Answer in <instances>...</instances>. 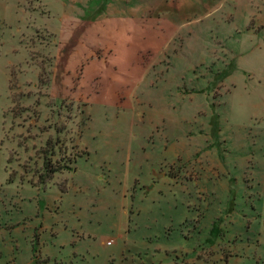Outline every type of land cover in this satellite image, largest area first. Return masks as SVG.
Returning a JSON list of instances; mask_svg holds the SVG:
<instances>
[{
	"label": "rangeland",
	"instance_id": "1",
	"mask_svg": "<svg viewBox=\"0 0 264 264\" xmlns=\"http://www.w3.org/2000/svg\"><path fill=\"white\" fill-rule=\"evenodd\" d=\"M54 1L0 0V264L39 197L40 264H264V0H88L70 83Z\"/></svg>",
	"mask_w": 264,
	"mask_h": 264
},
{
	"label": "crops",
	"instance_id": "2",
	"mask_svg": "<svg viewBox=\"0 0 264 264\" xmlns=\"http://www.w3.org/2000/svg\"><path fill=\"white\" fill-rule=\"evenodd\" d=\"M86 1L88 0H55L53 2L56 4L55 7L57 10L55 11L58 17V18L56 17L57 18L56 23L58 22L59 16L62 18H66V22L69 20L68 37L65 40V42L62 44L63 46H61V48L57 47L55 50V54L53 53L54 61H55L54 75L56 77L61 76L60 81L62 82H63V77L65 75L68 76V78L66 79L67 81L66 83L71 82L72 78L70 77H73L72 76L73 73L76 71L78 67L82 65V62L86 57ZM130 1L134 3V0H130ZM139 3L141 6L139 5ZM132 5L133 6L136 5L137 19L140 17L139 13H141L142 15L141 17L144 16L145 12H147V14H153V15L155 14V11L153 10L154 0H135V3ZM139 7L142 8L143 12H138ZM56 35L58 36V33ZM140 112H142L141 109ZM44 145L41 144V146ZM39 147L40 146L36 147L34 143L35 150L32 153L33 156L30 155L28 156L29 161H31V158H33L36 155L37 149ZM148 173H149L148 182H151V185L148 186L150 190L155 189V184H158L161 181H166L167 179L171 178L164 171L160 172L153 168H150ZM25 174H27L26 171ZM50 182L53 183L54 185H57V182L54 181H43V182L33 181L32 184L36 186V189L38 190V194L40 195L41 194L40 190H42V187L44 189ZM58 186L61 189V192H64L66 190V188L63 189L59 184ZM145 190L146 189H144V191ZM157 191L160 192L162 195L161 201L162 203H164L163 204L164 207L165 206L169 207L171 201V194H172L170 193L171 191L170 188H167V193H164L163 189L161 190L157 189ZM45 195H46V191L42 192V196ZM47 206H45L46 211H43L42 197H39V200H36L35 202L30 204H25V203L22 204V202H20L18 203V208L15 205H11V204L9 205L8 207L9 212L6 215L9 222L14 220L24 222L27 219L34 220L35 222L34 231L31 234L32 239L30 240V244L25 246V251H23L20 248L17 249V251L12 250L11 253L9 254L10 259L12 260L11 264H40L41 262L47 261L42 256V253L40 251L41 237H42L41 232L45 229L44 224L47 219L46 217L50 215V212L47 210ZM33 216H35V219ZM63 228L64 230H66V227ZM37 246L39 247V249H37Z\"/></svg>",
	"mask_w": 264,
	"mask_h": 264
},
{
	"label": "trees",
	"instance_id": "3",
	"mask_svg": "<svg viewBox=\"0 0 264 264\" xmlns=\"http://www.w3.org/2000/svg\"><path fill=\"white\" fill-rule=\"evenodd\" d=\"M45 163H46V162H45ZM40 181H41V182H43V181H45V180H43V179H40Z\"/></svg>",
	"mask_w": 264,
	"mask_h": 264
},
{
	"label": "built area",
	"instance_id": "4",
	"mask_svg": "<svg viewBox=\"0 0 264 264\" xmlns=\"http://www.w3.org/2000/svg\"><path fill=\"white\" fill-rule=\"evenodd\" d=\"M108 243H110V241H108Z\"/></svg>",
	"mask_w": 264,
	"mask_h": 264
}]
</instances>
